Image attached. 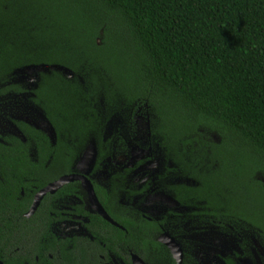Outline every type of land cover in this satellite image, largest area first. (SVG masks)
Wrapping results in <instances>:
<instances>
[{
    "label": "trees",
    "instance_id": "trees-1",
    "mask_svg": "<svg viewBox=\"0 0 264 264\" xmlns=\"http://www.w3.org/2000/svg\"><path fill=\"white\" fill-rule=\"evenodd\" d=\"M29 66H49L31 102L56 140L23 121L26 141L3 136L0 210L14 207L20 187L37 191L74 172L91 141L101 168L126 136L112 119L145 101L174 165L130 192L148 194L176 171L196 184L164 188L192 217L248 224L264 245V0H0V95L25 91L12 81ZM137 166L116 171L114 188ZM138 213L128 223L152 228Z\"/></svg>",
    "mask_w": 264,
    "mask_h": 264
},
{
    "label": "flooded vegetation",
    "instance_id": "flooded-vegetation-1",
    "mask_svg": "<svg viewBox=\"0 0 264 264\" xmlns=\"http://www.w3.org/2000/svg\"><path fill=\"white\" fill-rule=\"evenodd\" d=\"M42 114L45 115L43 112ZM45 119L49 123L47 117ZM34 125L39 129H44ZM19 130L23 133L20 128ZM143 134L144 132L142 136ZM142 136L138 138L145 141ZM24 137V139L19 138L26 141L27 138L25 135ZM0 141H4L3 136ZM97 153L96 147L94 163ZM111 157L112 154L109 161H104L107 162L106 165L111 164ZM168 159L166 155V161ZM85 161H90V159L86 158ZM104 162L101 168L94 170L92 165L88 171H85V164L79 162L74 172L70 174H85L93 184L96 197L105 213H102L99 207L92 202L81 180L73 181H79L82 189L75 188L73 191L67 190L60 193L65 185L73 182L70 181L54 191L45 193L35 207L39 192L57 179L37 191L26 185L20 187L14 207L11 204L6 212L0 210V264H205L203 255L206 253L203 250L197 252L186 249L176 236L163 228L167 218L163 211L155 207L157 202L151 200L155 196L149 198L148 203L151 208L147 212H142L128 203L127 193L132 196L147 195L132 194L130 190L143 183L153 171L148 176L146 174L138 184H134L133 179L139 171L138 166L142 165V163L139 164L141 161H137L138 166L131 180L126 181L125 179L121 185L114 188V173L135 163L130 161L126 165L117 164L118 166H114L111 170L109 181L101 183L99 181L102 175L100 170ZM169 163V166L174 165L170 161ZM160 172L163 174V171ZM173 172L172 177H184L176 174V171ZM166 198V201L172 199V203L168 204L166 210L175 208L180 211L190 208L179 203L174 199L175 197ZM61 202L68 205H61ZM80 205L84 206V209ZM1 207L3 208V205ZM133 211L139 212L138 214L151 222L152 228L148 226L140 228L137 223H128V218L132 217ZM156 216L161 217L156 218ZM214 225L220 226L215 223ZM205 232L198 233L200 236H196V239L207 246H214V240L208 232L204 237ZM171 238L177 242L179 253L170 246ZM233 250L236 249L233 248ZM237 251L240 252V250Z\"/></svg>",
    "mask_w": 264,
    "mask_h": 264
},
{
    "label": "rangeland",
    "instance_id": "rangeland-1",
    "mask_svg": "<svg viewBox=\"0 0 264 264\" xmlns=\"http://www.w3.org/2000/svg\"><path fill=\"white\" fill-rule=\"evenodd\" d=\"M48 69L49 66H30L20 69L14 74L12 82L23 86L25 91L22 93L9 91L6 94L0 95V139L2 136L9 134L24 139L23 133L18 128V121L27 122L34 127H36L34 125L36 124L39 127L44 125L43 128L45 129L50 128L48 122H46L45 115L31 102V97L34 93L30 92V89L36 84L39 71ZM123 112L125 114L122 119L116 117L112 119L110 128L113 126L118 128L120 124L124 125L126 136L121 137L117 134L115 137L112 145L111 164L106 165L107 162H104V166L100 170L102 175L99 181L101 183L109 181L111 170L114 166H118L117 164L126 165L130 161H134V163L142 161V165L138 166L139 171L133 179L134 184H138L146 174L148 176L152 171H164L166 166L170 165L169 160L166 161L167 154L165 148L159 144V140L153 134V123L154 121L157 122V118L151 105L145 101L138 102L130 108H125ZM142 132H144L143 136ZM47 134L49 135V133ZM140 136L145 141L139 139L138 137ZM49 137L51 138L50 135ZM52 139L54 142L55 135ZM94 147H96L95 142L91 141L87 149L93 150ZM189 158L190 156H187L186 160ZM81 160L78 161L77 165ZM85 166V171H88L91 164L87 162ZM77 169L79 170V167ZM170 172L173 175L174 172ZM170 178H167L166 175L164 182L156 183L147 195L132 196L127 193L126 198L128 203L142 212H147L151 208L149 206L150 203H148L149 198L155 196L151 199L157 202L155 207L166 214L167 221L163 224V228L176 236L186 249L197 252H202L203 250L206 253V256L203 255L205 264H227L225 258L236 261L237 264H264V245L258 238L257 230L250 225L245 223H229L225 227L221 225L216 226L207 217H192L189 215L190 208L180 211L175 208L166 210L168 204L172 203V199L171 201H166L165 198L168 196L174 198L164 188L168 181L196 184L195 180L188 177L174 176ZM262 179L264 180V176H262ZM58 203L60 204V202ZM61 205L68 204L61 202ZM160 217L156 216V218ZM203 232H205L204 237L207 232L211 235V239L214 240V246H207L196 239V236H200L198 233ZM233 248L236 250H233ZM237 250H240V252ZM231 251L233 253H230Z\"/></svg>",
    "mask_w": 264,
    "mask_h": 264
},
{
    "label": "water",
    "instance_id": "water-1",
    "mask_svg": "<svg viewBox=\"0 0 264 264\" xmlns=\"http://www.w3.org/2000/svg\"><path fill=\"white\" fill-rule=\"evenodd\" d=\"M30 67V66H29ZM54 68H61L59 66H55ZM50 123V122H49ZM52 129H53V126L52 124L50 123ZM44 130V129H43ZM54 130V129H53ZM46 131V130H44ZM46 133H49L46 131ZM49 135L51 136V139L53 138V136L55 135L56 136V133L55 131H53V133H49ZM53 140V139H52ZM89 150L93 153V160L91 161V166L93 165L94 161H95V158H96V147L93 148V150L91 149H86L81 157V161L82 163L86 164L87 162H85V155L89 152ZM73 180H81L82 181V184L84 187L87 188L90 196H91V200L93 203H95L97 205V207H99L100 211L102 213H105L102 206L100 205L99 201H98V198L96 197V194L94 192V188H93V184L91 183V181L85 176V174L83 173H74V174H66V175H63L61 176L59 179H57L56 181L50 183L46 188H44L43 190H41L37 196V200L34 204V207L37 206L38 204V201L40 200V198L45 194L47 193L48 191H54L55 189L59 188V187H62L64 184L70 182V181H73ZM106 215V214H105ZM164 237H168L167 235H164ZM170 246L173 248V250L177 253L180 252L179 250V246L177 244V242L171 238V242L169 243Z\"/></svg>",
    "mask_w": 264,
    "mask_h": 264
},
{
    "label": "bare ground",
    "instance_id": "bare-ground-1",
    "mask_svg": "<svg viewBox=\"0 0 264 264\" xmlns=\"http://www.w3.org/2000/svg\"><path fill=\"white\" fill-rule=\"evenodd\" d=\"M47 122V121H46ZM49 124V123H48ZM44 125H41V128L43 127ZM49 129H45L44 128V130H46L47 132H49V133H53V129L51 128V126H50V124H49ZM87 158V160H89L90 159V161H86V162H91L92 160H93V153L89 150V152L85 155V159Z\"/></svg>",
    "mask_w": 264,
    "mask_h": 264
}]
</instances>
